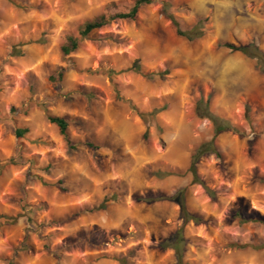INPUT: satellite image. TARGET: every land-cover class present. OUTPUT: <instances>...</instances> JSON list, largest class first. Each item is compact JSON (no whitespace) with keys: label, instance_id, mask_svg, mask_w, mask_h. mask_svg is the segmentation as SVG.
Segmentation results:
<instances>
[{"label":"rangeland","instance_id":"374dc122","mask_svg":"<svg viewBox=\"0 0 264 264\" xmlns=\"http://www.w3.org/2000/svg\"><path fill=\"white\" fill-rule=\"evenodd\" d=\"M134 1L0 0V264H177L160 242L179 229L185 264H264V72L225 47L264 53V0H151L62 54ZM201 99L240 133L215 135ZM213 138L220 156L197 163L207 191L188 168ZM181 189L200 222L159 199Z\"/></svg>","mask_w":264,"mask_h":264},{"label":"trees","instance_id":"16d2710c","mask_svg":"<svg viewBox=\"0 0 264 264\" xmlns=\"http://www.w3.org/2000/svg\"><path fill=\"white\" fill-rule=\"evenodd\" d=\"M151 0H135L132 7L127 11L123 13H115L110 16L106 15H100L99 17L90 20L86 22L78 31V35H69L64 44L61 46V52L64 56L70 55L71 53L75 52L79 46L80 43L88 39L90 35L98 29H101L105 26H107L110 22L114 20H134L137 17V14L140 10V8L143 5L150 4ZM173 24L177 27V33L181 36L187 37L189 40H193L196 37H199L201 33L196 32V26L192 28L191 30L187 32H183L178 28V23L173 17H169ZM226 48H229L230 50L241 52L244 55L250 57V58H255L257 60V64L260 68L261 71L264 72V53L255 45H234L227 43L225 44ZM128 70H131L136 73H141V66L138 64V62H135L132 67H130ZM110 76L114 74V71H109ZM160 75H163L164 73H159ZM148 76V74H145ZM59 77H62V74L60 73ZM199 106L197 107V113L201 118H206L209 119L213 125H214V133L215 135H218L222 132L225 131H234L235 133H240L239 129L236 127L230 125L229 123L222 121L218 116H216L214 113H212L209 108H208V102L204 104V109L200 108L201 105H203L204 101L201 99L199 101ZM145 114L139 113V116L141 118H144ZM47 119L50 123L55 125L58 130L60 135L64 138L66 141L69 149H75V147L71 144V141L69 140V133H68V127L69 123L67 119L64 117L60 116H54V115H47ZM28 132L27 128H17L15 130V135L17 137H23L26 133ZM208 154H215L216 156H220L219 150L214 144V138L205 141L201 143L194 151V153L191 155V162L188 168V171L191 173L193 181L201 184L205 190L208 191V188L206 185L203 183V181L200 180L198 177L197 173V163L200 160V158L204 155ZM184 193L185 190L181 189L177 191L175 194L172 196H163L159 199L163 200H171L174 202H177L180 205V217L181 219L186 223L188 221H194V222H200V219L196 217L195 215L191 214L186 207L185 200H184ZM109 201V199L105 198L103 202L96 207V209H105L106 204ZM7 221H15L17 218H11V217H6ZM29 221L32 222L31 219H28ZM184 243H185V238L182 234V229H179L175 235L172 238L168 239H163L160 242V247L163 249L166 248H172L175 252V255L177 257V264H185L183 262V253H184ZM245 245H242L244 247ZM264 249V246L262 247ZM8 264H13L12 261H10Z\"/></svg>","mask_w":264,"mask_h":264}]
</instances>
